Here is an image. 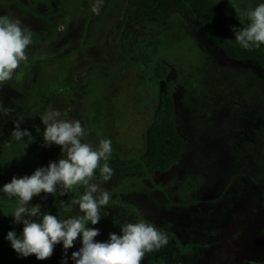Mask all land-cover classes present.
Segmentation results:
<instances>
[{
	"label": "rangeland",
	"instance_id": "374dc122",
	"mask_svg": "<svg viewBox=\"0 0 264 264\" xmlns=\"http://www.w3.org/2000/svg\"><path fill=\"white\" fill-rule=\"evenodd\" d=\"M41 1L0 0V18L20 20L32 40L27 61L12 80L0 85V106L14 109L6 116L0 113V188L14 176H30L50 161L65 158L59 145L43 146V133L22 155L23 143L11 137L14 116L24 111L32 91L38 96L40 85L61 76L63 87L52 108L60 118L79 120L88 132L82 142L93 147L111 140L110 159L117 155L141 164L160 95L166 82L174 81L178 128L185 141L179 164L165 174L144 169L101 184L110 193L109 203L101 209L99 222L86 227L98 229L94 239L106 242L109 233L120 235L126 223L155 225L169 242L146 254L142 264H194L197 251L217 241L216 228L217 237H223L226 224H235L244 238V220L264 204V75L257 64L227 59L175 12L161 24L150 20L131 28L127 45L134 53L128 56L120 49L116 27L124 20L128 0H70L62 10L56 0ZM231 2L242 13L264 0ZM216 4L239 23L229 0ZM144 54L168 66L166 80H155L141 59ZM54 194L41 192L29 206L39 204L43 213ZM15 207L14 198L10 201L0 192V249L10 243L9 231L23 230L22 223L13 222ZM68 215L82 213L73 206ZM173 237L189 247L187 255L177 251ZM227 239L235 240L236 235L230 233ZM81 247L78 236L65 255L61 242L50 258L37 259L38 264H74L72 253Z\"/></svg>",
	"mask_w": 264,
	"mask_h": 264
},
{
	"label": "clouds",
	"instance_id": "9594fccd",
	"mask_svg": "<svg viewBox=\"0 0 264 264\" xmlns=\"http://www.w3.org/2000/svg\"><path fill=\"white\" fill-rule=\"evenodd\" d=\"M218 2L215 0V3ZM229 2L243 26L231 29L238 44L244 49L264 45V3L249 6L241 13L231 0ZM93 10L98 11V6H94ZM31 43V33L22 27L20 20L0 18V85L12 80L21 63L27 61L26 50ZM13 111L0 106V113L5 116ZM60 115L55 109H49L40 116L45 126L43 146L59 145L65 158L50 161L47 167L37 168L30 176H14L0 188L8 200L14 198L13 222L23 224L19 237L15 231H9L6 239L19 256L34 255L38 260H45L53 254L54 246L61 242L66 255L79 236L82 247L72 253L74 264H142L146 254L159 251L168 244V237L153 224L130 222L120 228V235L109 233L106 242L94 239L100 235L99 230L86 225L99 222L101 209L110 200V193L102 190V185L96 182L94 176L98 168L103 181L112 176V169L107 163L113 151L111 140H100L95 147L82 142L88 132L81 122L61 119ZM22 121L23 115H19L11 132L13 140L23 143L20 155L34 139L29 131L20 128ZM101 161H105L102 166ZM78 187L82 188L83 194L72 200L68 211L72 212L73 206H78L82 215H67L66 219H59L56 215L41 213L39 204L29 206L32 198L41 192L54 194L59 189L60 195H64ZM32 217L37 219L33 221ZM61 264H66V260H62Z\"/></svg>",
	"mask_w": 264,
	"mask_h": 264
},
{
	"label": "trees",
	"instance_id": "16d2710c",
	"mask_svg": "<svg viewBox=\"0 0 264 264\" xmlns=\"http://www.w3.org/2000/svg\"><path fill=\"white\" fill-rule=\"evenodd\" d=\"M13 3L18 8L22 5ZM40 3L48 4V0H42ZM69 3L70 0L54 1L56 8L61 10ZM8 5H12V3L9 2ZM171 12L179 13L186 18L197 36L220 50L224 57L234 62L252 61L257 64L264 75V45L251 49L241 47L235 40V34L231 29L243 26L232 19L213 0H128L124 20L119 21L116 26L119 32L118 41L121 51L128 56L134 53L132 48L127 45L132 37L131 28L150 20L161 24ZM2 18L11 20L9 16ZM141 59L144 63L149 64L155 80L160 82L166 80L169 74L166 64L148 54L142 55ZM175 93V82L167 81L165 90L160 95L152 123L146 133L145 153L141 158V164L125 162L116 155L114 159L107 161L112 169L110 179L120 175H137L144 169L153 173L165 174L179 164L185 150V141L178 128ZM104 163L105 161H101V166ZM94 179L100 184L110 180H102L99 168L95 172ZM79 196H81L79 187L64 195H60L58 190L48 200L43 213L65 219L69 214V207L72 206V200ZM249 215L253 216L244 220L248 229L244 238L233 223L222 226L223 237L220 238L217 237L216 230L218 228H216L214 239L217 241L212 242L208 249L197 251L194 264H264V204L259 203L257 212ZM230 233L236 235L235 240L227 239V235ZM21 234L22 232H19L16 235L19 237ZM173 239L177 251L181 255H187L189 247L182 245L177 237H173ZM0 264H38V261L34 255L19 256L9 243L0 249Z\"/></svg>",
	"mask_w": 264,
	"mask_h": 264
},
{
	"label": "flooded vegetation",
	"instance_id": "af4514ba",
	"mask_svg": "<svg viewBox=\"0 0 264 264\" xmlns=\"http://www.w3.org/2000/svg\"><path fill=\"white\" fill-rule=\"evenodd\" d=\"M62 62L63 60H59V65L62 67L60 74L63 72ZM61 87H63L61 84V76L56 77L53 81L51 80V82L45 85H40V93L38 96L32 91L30 100H27L25 104L24 111L21 110L23 121L20 124V128L29 131L35 142L41 141L40 137L44 132V124L41 122L40 116L44 115L47 110L53 108L54 100L61 94ZM17 118L18 116H14V120ZM24 139L26 140L27 138Z\"/></svg>",
	"mask_w": 264,
	"mask_h": 264
}]
</instances>
